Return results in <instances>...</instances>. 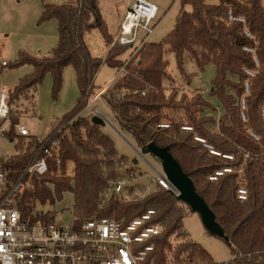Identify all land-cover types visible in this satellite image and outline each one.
Returning a JSON list of instances; mask_svg holds the SVG:
<instances>
[{
    "label": "trees",
    "instance_id": "obj_1",
    "mask_svg": "<svg viewBox=\"0 0 264 264\" xmlns=\"http://www.w3.org/2000/svg\"><path fill=\"white\" fill-rule=\"evenodd\" d=\"M187 6L190 11L185 10ZM228 11L242 17L244 24L229 23ZM48 20L57 22L58 32L57 46L49 56L20 52L12 64H0L1 68L32 67V72L12 88L7 101L10 109L29 90L34 99L33 94L46 74L52 77L53 91H58L67 66L74 69L81 94L73 110L60 120L58 126H64L62 131L58 133L55 127L47 136L59 141L61 165L57 167L49 161V172L35 180L32 197L42 203L50 200L54 205L62 193L70 192L75 226L92 218H110L127 224L153 209L152 224L161 228L152 254L154 264H264V6L261 0H218L216 5H207L204 0H181L172 30L162 42L146 44L126 65L127 74L114 81L103 97L118 129L131 136L139 148L153 143L167 148L173 155L222 228L227 240H221L232 256L227 262H215L188 237L182 222L191 210L167 191L157 188L142 199L129 202L112 197L100 205L107 182L119 176L118 155L101 127L79 115L93 95V78L99 68L103 64L121 68L125 63L121 57L127 48L113 46L103 60L88 52L82 36L92 29L99 30L108 47L113 40L97 0H77L75 5L43 4L39 22ZM244 30L254 40H249ZM165 46L174 53L181 74L186 52L200 69L208 63L215 65L210 94L221 108L216 120L198 117L206 108L215 110L201 94L191 98L182 94L178 100L175 93L164 94ZM245 47L253 49V55ZM245 70L253 72L254 77L249 78ZM175 108L184 111L187 124L173 121L164 113ZM161 124L168 127H160ZM16 135L13 130L6 134L10 140L19 136ZM17 150V155L1 161L11 178L39 151V143L32 138L25 148L17 143ZM67 163L73 165L69 177L64 176ZM225 169L231 172L225 173ZM240 187L246 191L245 200L237 198ZM44 218L54 220L51 213ZM172 240L176 241L175 245Z\"/></svg>",
    "mask_w": 264,
    "mask_h": 264
},
{
    "label": "rangeland",
    "instance_id": "obj_2",
    "mask_svg": "<svg viewBox=\"0 0 264 264\" xmlns=\"http://www.w3.org/2000/svg\"><path fill=\"white\" fill-rule=\"evenodd\" d=\"M97 1L102 20L112 39H114L117 35L119 24L132 0ZM147 1L158 8L156 19L158 25L147 44L160 43L173 28L181 9V0ZM66 2L67 0H0V62L6 61L12 64L20 52L27 53L30 56H49L58 42L57 22L55 20L39 22L41 8L43 4L58 6ZM204 2L207 5H216L218 0H204ZM261 2L264 6V0H261ZM185 10L190 11V7H185ZM82 40L92 57L102 60L106 57L109 47L98 29H92L84 33ZM128 55L129 52L126 51L121 59H127ZM135 57H137V53L132 59ZM164 60L166 61L165 77L162 80L164 94L168 96L171 93H175L176 100H178L182 94L191 98L197 94L198 90L196 89H200V91H203L202 96L204 99L215 110L206 108L203 114H199L198 117L208 116L216 120L221 114V108L218 100L210 94L211 82L215 75V65L208 63L200 69L195 60L186 52L183 56V74H181L177 68L174 53L166 46L164 48ZM31 72L32 67L29 65L18 68L0 67V93L4 86L13 88L20 78ZM116 72L117 69L103 64L93 78V94L103 88L109 80H112ZM33 95L34 99L32 98V91L29 90L12 104L11 109L8 105L9 115L5 123V126H8L7 131L3 136H0V164L1 161H6L18 154L17 143H22L25 148V145L32 138H44L50 135L51 130L55 127H57V131H62L64 126H58L60 120L65 114L73 110L81 97L74 69L71 66L63 69L61 87L56 92L53 91L51 75L46 74ZM90 99L91 96L87 101ZM95 109L107 120L100 127L103 133L112 140L118 160L124 159L127 163L134 165V168L140 172L151 173L150 165L156 169L161 167L153 156L140 152V148L131 136L118 129L108 106L101 100L94 102L90 106L86 105L79 117L91 121V118L94 117ZM164 113L173 121L187 124L185 113L181 108L164 110ZM16 124L25 125L31 137L18 136L16 139L10 140L6 134L10 130L17 134L15 131ZM72 168V163H67L64 176L69 177L72 175ZM58 175H60V172ZM35 208L40 213L53 214L55 221L65 225H70L73 221V196L70 192L62 193L61 199L54 205L51 204L50 200L44 203L36 200ZM182 223L188 237L206 250L215 262H227L232 258L231 252L223 240L206 233L197 213L188 211ZM171 243L175 245L176 241L172 240Z\"/></svg>",
    "mask_w": 264,
    "mask_h": 264
},
{
    "label": "built area",
    "instance_id": "obj_3",
    "mask_svg": "<svg viewBox=\"0 0 264 264\" xmlns=\"http://www.w3.org/2000/svg\"><path fill=\"white\" fill-rule=\"evenodd\" d=\"M69 1L73 5L77 2ZM157 15L158 8L153 3L147 0H132L119 24L117 35L110 44V48L125 47L129 52L124 65L117 69L111 84L127 74L126 65L155 32L158 25ZM227 20L229 23L244 24V19L232 15L231 11H228ZM243 34L249 40H254L247 30H244ZM244 50L252 55L254 53L251 48L245 47ZM252 59L257 66L254 56ZM0 64L5 66L6 62ZM245 73L249 78L254 77V73L249 70H245ZM110 85L94 93L86 105L102 101ZM196 90L197 94H203L200 89ZM11 91L12 88L3 87L0 93V136L4 135L8 127L5 123L9 115L7 101ZM94 116L107 121L96 109ZM159 126L167 128L168 124ZM183 129L190 130L188 127ZM15 131L21 137H31L23 124H16ZM36 139L39 151L15 178L9 177L0 164V264H154L152 254L161 228L152 224L155 216L153 209L127 224L110 218H92L79 226L73 225V221L70 225H65L55 220H47L44 218L46 214L36 210V199L31 193L35 180H40L48 174L50 160L57 167L61 165L59 141L47 136ZM116 167L119 176L107 182L101 195V206L112 197L123 202L137 201L157 188L176 198L179 195L161 167L156 169L150 165L151 173L140 172L123 159L116 162ZM224 172L230 173L231 170L225 169ZM221 174L216 173L217 176ZM239 184L242 185V182ZM237 198L246 199L243 187L238 190Z\"/></svg>",
    "mask_w": 264,
    "mask_h": 264
},
{
    "label": "water",
    "instance_id": "obj_4",
    "mask_svg": "<svg viewBox=\"0 0 264 264\" xmlns=\"http://www.w3.org/2000/svg\"><path fill=\"white\" fill-rule=\"evenodd\" d=\"M92 124L103 126L104 121L97 116L91 118ZM142 154L153 156L159 161L162 171L167 177V180L179 192L177 199L187 205L191 212L197 213L205 230L212 236H215L224 241L227 238L224 236L222 228L215 221L213 212L208 208L204 200L197 194L194 184L182 170L173 155L167 148H162L150 143L145 147L140 148Z\"/></svg>",
    "mask_w": 264,
    "mask_h": 264
},
{
    "label": "crops",
    "instance_id": "obj_5",
    "mask_svg": "<svg viewBox=\"0 0 264 264\" xmlns=\"http://www.w3.org/2000/svg\"><path fill=\"white\" fill-rule=\"evenodd\" d=\"M132 2V1H131ZM65 4H71L70 3V1L69 0H67V2L65 3ZM131 4V3H130ZM130 6V5H129ZM41 13H42V8H41ZM110 48V47H109ZM128 58V57H127ZM126 60V59H125ZM2 62H6V61H1L0 63H2ZM114 79V78H113ZM112 79V80H113ZM112 80H109L106 84H105V86L103 87V88H100L99 90H102V89H106L110 84H111V81ZM4 87H7V86H4ZM10 88H12V87H10ZM99 90H97V91H99ZM96 91V92H97ZM101 102H104V100H102ZM105 103V102H104ZM111 113V112H110ZM111 115H113L112 113H111ZM36 138V137H35Z\"/></svg>",
    "mask_w": 264,
    "mask_h": 264
}]
</instances>
